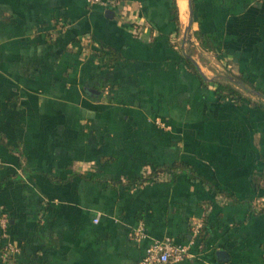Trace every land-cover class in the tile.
<instances>
[{
	"label": "crops",
	"instance_id": "0c3cea01",
	"mask_svg": "<svg viewBox=\"0 0 264 264\" xmlns=\"http://www.w3.org/2000/svg\"><path fill=\"white\" fill-rule=\"evenodd\" d=\"M180 1L0 0L11 264H141L167 238L189 253L168 264H264V0Z\"/></svg>",
	"mask_w": 264,
	"mask_h": 264
},
{
	"label": "built area",
	"instance_id": "2783aa9c",
	"mask_svg": "<svg viewBox=\"0 0 264 264\" xmlns=\"http://www.w3.org/2000/svg\"><path fill=\"white\" fill-rule=\"evenodd\" d=\"M89 5H98L104 8H120L121 0H87ZM162 124L160 120L156 121ZM167 174H160L157 180H165ZM141 233V232H137ZM0 237L3 239L4 245L2 248V258L7 264L14 261L15 255L19 252V247L10 242L8 239V218L6 214H0ZM189 256L188 247L174 243L171 239L167 238L162 241H157L150 245L141 264H168L171 261H179Z\"/></svg>",
	"mask_w": 264,
	"mask_h": 264
},
{
	"label": "trees",
	"instance_id": "16d2710c",
	"mask_svg": "<svg viewBox=\"0 0 264 264\" xmlns=\"http://www.w3.org/2000/svg\"><path fill=\"white\" fill-rule=\"evenodd\" d=\"M195 35L203 48L208 50L215 49L216 44L210 37H206L205 34L200 31H196ZM185 59L190 65L194 67V70H197L196 65L193 63V60L188 53H185ZM215 92L221 97L228 98L236 102L241 101L244 98V92L226 79L215 81ZM186 169V165L178 163L172 166L157 167L151 173L147 174L143 179H141L140 182L156 181V178L160 174H178L184 172ZM261 213H264V207L261 209Z\"/></svg>",
	"mask_w": 264,
	"mask_h": 264
},
{
	"label": "bare ground",
	"instance_id": "6f19581e",
	"mask_svg": "<svg viewBox=\"0 0 264 264\" xmlns=\"http://www.w3.org/2000/svg\"><path fill=\"white\" fill-rule=\"evenodd\" d=\"M182 2V0L180 1V3Z\"/></svg>",
	"mask_w": 264,
	"mask_h": 264
}]
</instances>
